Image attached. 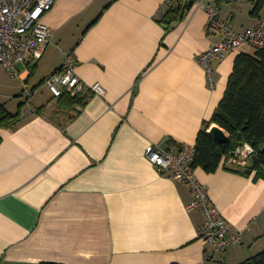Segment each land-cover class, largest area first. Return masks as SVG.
I'll list each match as a JSON object with an SVG mask.
<instances>
[{
  "label": "crops",
  "instance_id": "1",
  "mask_svg": "<svg viewBox=\"0 0 264 264\" xmlns=\"http://www.w3.org/2000/svg\"><path fill=\"white\" fill-rule=\"evenodd\" d=\"M165 1L56 0L42 57L15 72L0 65V105L11 114L0 124V264H241L264 250V176L231 160L212 173L195 168L230 232L242 233L220 251L200 238L205 215L187 209L191 189L145 155L150 144H196L249 52L213 59L209 73L199 55L222 31L192 5L167 28ZM256 1H222L221 17L252 28L264 19ZM233 5L252 17L227 13ZM69 54L82 106L42 89Z\"/></svg>",
  "mask_w": 264,
  "mask_h": 264
},
{
  "label": "built area",
  "instance_id": "2",
  "mask_svg": "<svg viewBox=\"0 0 264 264\" xmlns=\"http://www.w3.org/2000/svg\"><path fill=\"white\" fill-rule=\"evenodd\" d=\"M55 1L0 0V65L15 72L18 63L32 62L42 57L46 46L53 43V33L44 17L53 8ZM222 1L239 0H166L164 3L165 11L180 10L187 3H192L197 8L202 7L209 13V28L222 31L223 37L219 43L199 55V60L207 65L209 73L211 61L223 57L229 51L244 45H251L256 49L264 48V19L252 28L237 30L231 20L222 19ZM76 67L77 61L69 54L63 68L47 78L46 84L55 96H60L65 91L76 96L85 90V84L78 76ZM92 90L98 94L105 92L100 83L93 84ZM195 151V144L184 143L174 148L150 144L145 155L161 173L185 183L191 189L194 197L187 209L201 208L205 215L201 240L224 251L233 244L241 243L242 233L230 232L228 221L212 201L205 184L198 178L193 167ZM254 153V146L245 142L237 146L235 158L231 161L246 165Z\"/></svg>",
  "mask_w": 264,
  "mask_h": 264
},
{
  "label": "trees",
  "instance_id": "3",
  "mask_svg": "<svg viewBox=\"0 0 264 264\" xmlns=\"http://www.w3.org/2000/svg\"><path fill=\"white\" fill-rule=\"evenodd\" d=\"M191 5L187 3L180 10L165 11L162 22L169 26L181 20ZM263 8L264 0H257L253 12L258 14ZM59 100L69 106H82L86 99L82 95L71 97L64 92ZM10 118L11 114L0 105V124L8 122ZM212 123L228 133L226 142L218 141L208 130ZM245 142L254 146L255 153L244 167H251L257 175L264 176V152L261 151L264 145V48L255 49L254 53L242 52L237 56L224 97L206 127L198 133L193 167H201L209 173L221 167L230 169L228 163L235 158L237 146ZM241 264H264V250Z\"/></svg>",
  "mask_w": 264,
  "mask_h": 264
},
{
  "label": "rangeland",
  "instance_id": "4",
  "mask_svg": "<svg viewBox=\"0 0 264 264\" xmlns=\"http://www.w3.org/2000/svg\"><path fill=\"white\" fill-rule=\"evenodd\" d=\"M249 5H250V7L252 8L253 7V5H251L250 3H248ZM225 9H227L226 10V12L227 13H231L232 12V10H236V13H237V17L239 16V15H242L241 16V19L242 20H245V18L247 19V17H249V18H251L252 17V15L249 13L250 11H249V9L248 8H245V7H243L242 6V8L240 9V7H234V5L233 6H226L225 7ZM253 9V8H252ZM261 15L262 16H264V9H263V11L261 12ZM244 22V21H243ZM242 22V23H243ZM237 29V28H236ZM247 46V49H248V51H249V53H254V51H255V47H253V46H251V45H244V47H246ZM49 70L50 69H48L46 72H49ZM43 88L42 89H48L49 90V87L47 86V84L45 83V84H43ZM148 159V158H147ZM249 160H250V158H249ZM249 160H248V162H249Z\"/></svg>",
  "mask_w": 264,
  "mask_h": 264
},
{
  "label": "water",
  "instance_id": "5",
  "mask_svg": "<svg viewBox=\"0 0 264 264\" xmlns=\"http://www.w3.org/2000/svg\"><path fill=\"white\" fill-rule=\"evenodd\" d=\"M166 27L168 28L169 26L166 25ZM211 134H213V136L220 142H226L229 138L228 133L219 125H215L211 128ZM261 151L264 152V145L261 147ZM247 172H252V168L248 167Z\"/></svg>",
  "mask_w": 264,
  "mask_h": 264
}]
</instances>
